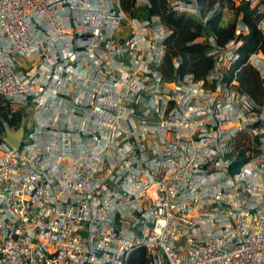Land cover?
<instances>
[{"label":"built area","instance_id":"2783aa9c","mask_svg":"<svg viewBox=\"0 0 264 264\" xmlns=\"http://www.w3.org/2000/svg\"><path fill=\"white\" fill-rule=\"evenodd\" d=\"M165 1L204 27L221 9ZM235 4L264 36V0ZM153 9L0 0V104L26 119L0 141V264H264V100L232 74L249 27L198 38V77L167 65ZM247 64L264 88V55Z\"/></svg>","mask_w":264,"mask_h":264},{"label":"trees","instance_id":"16d2710c","mask_svg":"<svg viewBox=\"0 0 264 264\" xmlns=\"http://www.w3.org/2000/svg\"><path fill=\"white\" fill-rule=\"evenodd\" d=\"M131 0H124L129 3ZM154 4L153 13L163 15L164 21L174 30V36L169 42L166 63L170 67L175 58H179L182 62L181 73H194L198 77H203L210 69L213 68L214 61L206 57L205 43H195V41L203 36H215L220 45H225L234 39L236 21L224 26V9L234 10L235 16L243 14V22L249 27V34L243 36L244 44L240 48V59L233 66L232 74L237 72V79L240 90L246 92L254 99L262 102L264 100L263 82L259 73L249 66L248 60L253 53H261L264 55V36L257 29V23L253 18V13L247 4L237 6L235 0H198L202 12L213 9L216 3H220V10L209 21L207 26L188 18L184 15H177L169 12L167 2L165 0H151ZM0 116L3 117L9 125L16 129L19 126V120H11L8 118V109L0 104ZM3 136V127L0 124V141ZM143 264V263H140Z\"/></svg>","mask_w":264,"mask_h":264},{"label":"water","instance_id":"95a60500","mask_svg":"<svg viewBox=\"0 0 264 264\" xmlns=\"http://www.w3.org/2000/svg\"><path fill=\"white\" fill-rule=\"evenodd\" d=\"M25 120V118L22 120V123L17 130H13L4 118H0V122L5 131L6 139L14 147H19L22 142L24 136Z\"/></svg>","mask_w":264,"mask_h":264},{"label":"rangeland","instance_id":"374dc122","mask_svg":"<svg viewBox=\"0 0 264 264\" xmlns=\"http://www.w3.org/2000/svg\"><path fill=\"white\" fill-rule=\"evenodd\" d=\"M234 13L230 11H224V26H227L229 23L235 21V17H233Z\"/></svg>","mask_w":264,"mask_h":264}]
</instances>
